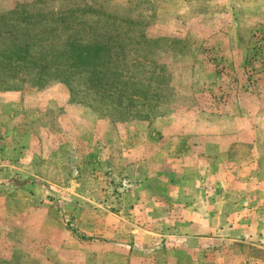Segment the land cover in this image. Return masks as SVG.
<instances>
[{
  "label": "rangeland",
  "instance_id": "rangeland-1",
  "mask_svg": "<svg viewBox=\"0 0 264 264\" xmlns=\"http://www.w3.org/2000/svg\"><path fill=\"white\" fill-rule=\"evenodd\" d=\"M0 264H264V0H0Z\"/></svg>",
  "mask_w": 264,
  "mask_h": 264
},
{
  "label": "trees",
  "instance_id": "trees-1",
  "mask_svg": "<svg viewBox=\"0 0 264 264\" xmlns=\"http://www.w3.org/2000/svg\"><path fill=\"white\" fill-rule=\"evenodd\" d=\"M100 42H97L95 44V47L92 49H88L83 51L78 45L77 42L73 41L71 42L66 49L62 52L63 56L66 57L69 61V64L65 66L64 70H60L59 68L55 67L53 71L54 74H57L58 72H64L67 76L68 75H81L82 72L85 73V76L89 77L88 82L92 83L94 86H101L102 88H108L110 87V80L112 77L111 68H109L106 63L109 62L110 58L103 56L100 52H108L111 50L110 43H106L104 46H102ZM96 51L95 55L84 53ZM19 54L17 56H20L19 58L25 60L29 56V52L27 47L24 49H19ZM50 55L53 56V60L51 63L58 64L59 57H56V53H50ZM32 65H35L34 58L32 57ZM44 69H46L45 66L41 67L40 71L37 72L36 78L33 80L36 81L37 84H40L46 75H49L47 71L45 72ZM109 97V96H108ZM81 239L88 240L89 237H85L83 235H80Z\"/></svg>",
  "mask_w": 264,
  "mask_h": 264
}]
</instances>
